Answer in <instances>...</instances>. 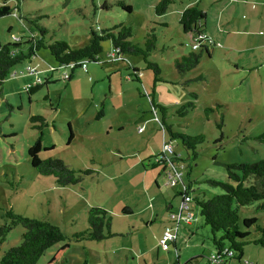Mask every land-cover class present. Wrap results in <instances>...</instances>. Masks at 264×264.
<instances>
[{"label": "rangeland", "instance_id": "1", "mask_svg": "<svg viewBox=\"0 0 264 264\" xmlns=\"http://www.w3.org/2000/svg\"><path fill=\"white\" fill-rule=\"evenodd\" d=\"M117 1L129 4L131 11L123 10ZM157 1L0 0V5L13 8L0 17V42L24 39L29 27L34 30L29 18H38L37 22L48 29L49 40H65L73 49L88 43L90 28H110L118 23L130 28L132 43L141 45L149 28L156 36L149 60L160 70L157 81L141 55H115L110 41H105L99 60L89 61L87 70L58 66L47 50L40 49L15 65L0 85V225L11 220L4 216L8 208L57 225L68 237L69 250L56 264H174L177 256L182 263L189 255L187 247L196 242L184 239L189 227L196 238L212 245L209 227L192 200L188 202L192 225L182 222L175 232L178 249L170 245L164 250L159 245L162 226L173 220L170 214L179 208L183 186L189 182L191 195L211 198L223 190L207 179L228 181L223 163L264 159L262 49H246L226 29L217 32L216 15L208 5L211 0H202L200 6L207 11L205 33L212 41L208 45L210 56L203 52L197 65L178 71L175 60L201 51L192 49V41L178 23L183 6L198 0H176L162 15L154 13ZM226 36L231 38L228 44ZM247 54L254 57L251 69L241 68ZM30 60L32 65H40L38 70L47 69L53 79L27 94L23 86L30 76L19 70ZM64 73L69 79H61ZM151 94L156 103L166 107L164 120L173 131L204 136L196 147L195 159L186 160L189 150L179 139L171 140L162 132L163 115L152 108ZM188 100L193 101V109L179 116L177 108ZM32 116L43 121L31 120ZM41 123L44 126L38 128ZM39 132L41 144L47 148L41 151L42 157L59 158L72 169L90 172L80 182L66 186L57 185L50 175L38 174L29 163L27 149ZM164 141L175 155L180 154L175 166L183 165L181 181L174 185L164 184L161 166L154 162ZM258 204L253 201L240 207V218L255 216L264 224V211L256 210ZM89 207L108 212L110 231L115 235L100 241L73 239L74 232L87 227ZM126 208L129 213H123ZM22 232L21 225H16L6 234L0 256L20 242ZM255 234L250 229L249 238ZM61 244L52 245L36 264H45ZM253 246L262 248L248 244L244 249L251 253Z\"/></svg>", "mask_w": 264, "mask_h": 264}, {"label": "trees", "instance_id": "2", "mask_svg": "<svg viewBox=\"0 0 264 264\" xmlns=\"http://www.w3.org/2000/svg\"><path fill=\"white\" fill-rule=\"evenodd\" d=\"M174 1L176 0H158L153 7L154 13L156 15L164 14L168 5ZM116 4L126 12L131 11L129 4L122 1H117ZM12 11L13 8L10 5H0V17L10 14ZM204 18L205 12L199 9L196 4L185 7L179 14L178 23L182 32L192 41V45L195 44L196 49L201 51L198 53L190 52L188 55H182L180 60H175L178 71L183 72L197 65L203 52L210 56L209 43L206 44L208 38L205 33ZM37 19L30 20L29 18V23L34 30L29 27L30 32L24 39L16 38L12 41L0 42V85L12 73L15 65L29 60L37 50H47L58 66H68L71 63L78 64V62L86 60L87 67L89 61L96 62L99 60L102 44L105 41H110L115 55H141L146 68L153 72V80H160V70L157 64L149 60V55L155 47L156 40L153 28H149L141 45L132 43L129 40L131 37L130 28L123 26L122 23L104 29L90 28L88 43L73 49L65 40H49L47 38L48 29L40 25ZM162 25L165 24L162 23ZM75 67H79V65ZM42 79L47 81L34 84L33 80L25 87V92L32 94L51 82L48 81L47 77ZM152 94L149 96L152 108H158L163 115L160 129L163 133H167L171 140L179 139L181 144L189 150V157L186 160L195 159L197 156L196 147L203 142L204 136H190L173 131L171 126L164 120L166 107L156 103ZM191 95L194 98L196 96L193 92H191ZM193 107V101L188 100L177 108L176 113L179 116H184ZM31 120L43 121L40 116H32ZM43 126V123H41L38 128ZM261 136H264V134ZM71 139L72 132L69 131L68 142ZM41 141V133L39 132V135L27 149L29 163L38 174L50 175L57 185L66 186L80 182L83 175L90 172L89 169H72L59 158L42 157L41 151H46L47 148L42 146ZM178 155L177 157L173 153L169 161L172 164L175 160L180 161V154ZM156 165L161 166V173L164 175L165 163L155 162ZM223 166L228 181L221 182L212 178L207 179L209 184L219 186L223 193L211 198H204L198 194L191 195L189 193V182L186 183L184 192L192 196L191 200L197 206L204 224L209 227V239L214 251L219 252L227 247L233 252V256L240 257L244 247L248 244L264 246V224H259L255 216L240 218L238 214L240 207L253 201H259L256 206L257 211H264V159L250 163L225 162ZM107 214V211L102 208L89 207L86 217L87 227L74 232L72 234L73 239L75 241H100L115 235L110 231V217ZM4 216L9 217L11 220L0 225V244L4 241L6 234L16 225H21L23 232L21 233L20 242L9 247L1 254L0 264H36L47 249L58 242H62L45 262V264H56L69 250L68 237L57 225L50 221L17 214L10 208L7 209ZM250 229H253L256 233L253 238H249Z\"/></svg>", "mask_w": 264, "mask_h": 264}, {"label": "crops", "instance_id": "3", "mask_svg": "<svg viewBox=\"0 0 264 264\" xmlns=\"http://www.w3.org/2000/svg\"><path fill=\"white\" fill-rule=\"evenodd\" d=\"M202 0H198V2H188L183 6L182 9L188 6L197 5L199 9L205 12V18H204V25H205V32H206V8H203L200 6ZM212 9L214 10V14L216 15V23L218 29H216L217 32L222 31L223 29L228 30L229 35H233L236 37L234 40H238L240 42H243L246 49L252 48V49H262L261 51L264 52V0H211L208 4ZM211 31H215V27L211 26ZM225 30V31H226ZM213 36V35H211ZM226 43L228 44L229 41H231V38L229 36H226ZM212 39V37H211ZM213 40V39H212ZM231 47V45H228ZM235 51V50H234ZM240 52V51H239ZM252 53V52H251ZM36 55V54H35ZM246 58V65L241 66L243 68L244 66L253 68V58L250 57L249 54H247ZM30 64H27V66H31L35 68V73L29 74L26 73L24 70H19V73L30 76L31 83L35 79V75L40 78H48V81H52L51 74H47V69L44 70H38L40 65L34 64L32 65V60L29 61ZM26 66V67H27ZM235 68L238 69L237 63L234 64ZM50 68V67H49ZM24 71V72H22ZM44 72V73H42ZM17 72H15V75ZM47 75V76H46ZM25 84L23 86L24 90L25 87L28 85ZM151 165V164H150ZM161 173V171H160ZM157 183V182H155ZM167 207H171V204ZM130 212V211H129ZM123 210V213H129ZM108 213V212H107ZM192 215L193 212L191 211ZM143 219V218H142ZM193 219L188 223H185L188 226L192 225ZM165 225H171V221L168 220V224H164L162 226V229ZM198 227V225H197ZM177 231V230H176ZM183 232L182 234H184ZM197 234L195 231L192 230L191 227L187 230L186 238L184 239H196L195 246L192 245V247H187L189 249V255L187 258H185L182 263L179 261V257H176V261L174 264H218L214 261H210L208 259L209 255L214 252V248L212 245H206L203 243V241L196 238ZM176 238V237H175ZM87 241V240H85ZM170 245L175 249H178L175 243V240L170 243ZM169 245V246H170ZM254 249L251 251V253L247 252L246 248L243 249L240 257L232 256L227 257L224 259L223 263L220 264H261L264 262V247L260 248V250L257 249V247L253 246ZM175 249V250H176ZM263 260V261H262Z\"/></svg>", "mask_w": 264, "mask_h": 264}, {"label": "built area", "instance_id": "4", "mask_svg": "<svg viewBox=\"0 0 264 264\" xmlns=\"http://www.w3.org/2000/svg\"><path fill=\"white\" fill-rule=\"evenodd\" d=\"M207 36V35H206ZM208 38V37H207ZM212 44V41L208 38L206 41V44ZM208 44V45H209ZM192 49H196V45H192ZM86 60L80 61L77 63H71L68 66L75 67L76 65H79V67L83 70H86ZM26 73L32 74L35 73V68L31 66H27L25 69ZM14 75V73H13ZM69 75L67 73L62 74L61 79L66 80L68 79ZM44 81H47L46 79H41L40 77H37L35 75V79L33 81L34 84L36 83H42ZM28 86V85H27ZM26 86V87H27ZM140 130V128H139ZM168 154L172 155V146L168 144L166 141L163 142L162 145V152L161 155H159L157 158H155L154 162L157 163H165V169H164V184L166 185H174L178 181H181L182 177V169L183 165L178 164V166H175V162L173 164L169 161L170 156ZM179 155L177 154V157ZM185 185L183 186V190L180 193L181 194V202L179 205V208L175 213L170 214V218L173 220L171 225H165L162 232L161 236L159 238V245L161 246L162 249L167 250L169 248L170 243H172L175 240V232L177 230V227L180 223H188L191 220V211L190 207L188 206V202L191 201V195L189 193H185ZM233 252L228 249L227 247H224L221 251L217 252L214 251L212 254L209 255L208 259L210 261H214L215 263H221L225 258L227 257H232Z\"/></svg>", "mask_w": 264, "mask_h": 264}, {"label": "water", "instance_id": "5", "mask_svg": "<svg viewBox=\"0 0 264 264\" xmlns=\"http://www.w3.org/2000/svg\"><path fill=\"white\" fill-rule=\"evenodd\" d=\"M125 211L129 212V211H130V209H129V208H126V209H125Z\"/></svg>", "mask_w": 264, "mask_h": 264}]
</instances>
